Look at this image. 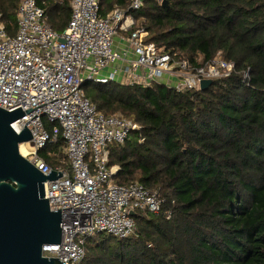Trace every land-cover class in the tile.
I'll list each match as a JSON object with an SVG mask.
<instances>
[{"label": "trees", "instance_id": "obj_1", "mask_svg": "<svg viewBox=\"0 0 264 264\" xmlns=\"http://www.w3.org/2000/svg\"><path fill=\"white\" fill-rule=\"evenodd\" d=\"M71 2L37 0L58 33ZM131 2L101 0L100 12ZM18 4L0 0L10 35ZM131 13L147 42L177 59L199 66L220 53L235 69L206 89L183 91L157 81L84 82L99 112L138 125L109 146L110 165L120 167L116 182L140 181L162 204L158 212L138 210L126 238H87L79 264H264V0H143ZM40 155L70 170L63 139Z\"/></svg>", "mask_w": 264, "mask_h": 264}, {"label": "built area", "instance_id": "obj_2", "mask_svg": "<svg viewBox=\"0 0 264 264\" xmlns=\"http://www.w3.org/2000/svg\"><path fill=\"white\" fill-rule=\"evenodd\" d=\"M100 1L72 0L71 19L62 33L51 27L37 0H18L14 35L0 14V107L25 113L11 125L17 133L24 127L30 130L32 140L23 143L28 144L24 156L30 163L45 175L52 170L62 173L46 181L50 209H60L62 215L63 237L60 244L44 245L42 252L62 262L56 259V264H79L87 238L95 234L132 235L136 223L130 213L158 212L162 204L158 191L140 181L116 182L120 167L110 165L109 146L123 144L138 125L122 114L99 112L84 82L118 79L150 86L157 81L183 91L200 88L203 80L227 77L235 69L220 53L195 66L147 42L148 32L137 27L131 13L143 0H132L128 9L115 7L107 16L100 12ZM122 32L127 47L118 50L114 39ZM129 52L136 57L130 58ZM118 61L124 66L103 74ZM59 139L65 142L70 170L53 168L40 155Z\"/></svg>", "mask_w": 264, "mask_h": 264}, {"label": "water", "instance_id": "obj_3", "mask_svg": "<svg viewBox=\"0 0 264 264\" xmlns=\"http://www.w3.org/2000/svg\"><path fill=\"white\" fill-rule=\"evenodd\" d=\"M212 83L203 80L200 87ZM24 115L21 109L0 107V264L62 263L42 252L44 245L62 241V215L60 209H50L46 189V181L62 173L52 170L45 175L20 152V145L33 137L27 127L17 133L11 124Z\"/></svg>", "mask_w": 264, "mask_h": 264}, {"label": "crops", "instance_id": "obj_4", "mask_svg": "<svg viewBox=\"0 0 264 264\" xmlns=\"http://www.w3.org/2000/svg\"><path fill=\"white\" fill-rule=\"evenodd\" d=\"M126 34L125 33H120L119 35H117L114 39V48L118 49V50H125L127 47V41L125 39ZM128 56L130 58H135L136 56L133 54V52H129ZM124 62L123 61H118L117 63H115L114 65H112L111 67L107 68L103 74H108L110 71H112L115 67H123L124 66ZM121 80V78H120ZM165 81V80H164Z\"/></svg>", "mask_w": 264, "mask_h": 264}, {"label": "bare ground", "instance_id": "obj_5", "mask_svg": "<svg viewBox=\"0 0 264 264\" xmlns=\"http://www.w3.org/2000/svg\"><path fill=\"white\" fill-rule=\"evenodd\" d=\"M28 150V144H21L20 145V152L25 155L27 153Z\"/></svg>", "mask_w": 264, "mask_h": 264}, {"label": "rangeland", "instance_id": "obj_6", "mask_svg": "<svg viewBox=\"0 0 264 264\" xmlns=\"http://www.w3.org/2000/svg\"><path fill=\"white\" fill-rule=\"evenodd\" d=\"M117 80H118V79H117ZM117 80H116V81H117ZM118 114H120V113H118ZM123 116H124V115H123Z\"/></svg>", "mask_w": 264, "mask_h": 264}]
</instances>
